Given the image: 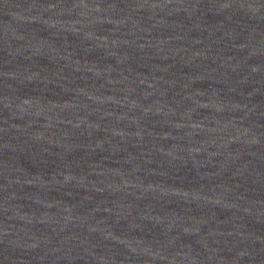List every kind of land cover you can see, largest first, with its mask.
<instances>
[{
	"label": "water",
	"instance_id": "water-1",
	"mask_svg": "<svg viewBox=\"0 0 264 264\" xmlns=\"http://www.w3.org/2000/svg\"><path fill=\"white\" fill-rule=\"evenodd\" d=\"M0 264H264V0H0Z\"/></svg>",
	"mask_w": 264,
	"mask_h": 264
}]
</instances>
